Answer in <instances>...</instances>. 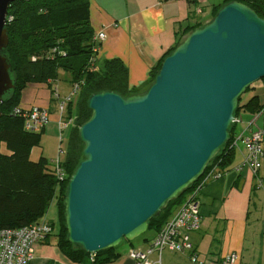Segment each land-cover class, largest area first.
I'll return each instance as SVG.
<instances>
[{"label": "water", "instance_id": "95a60500", "mask_svg": "<svg viewBox=\"0 0 264 264\" xmlns=\"http://www.w3.org/2000/svg\"><path fill=\"white\" fill-rule=\"evenodd\" d=\"M13 1L0 0V103L14 88L4 54ZM263 77L264 18L232 0L183 36L146 89L91 94L65 187L67 240L94 254L143 234L204 174L229 140L239 97Z\"/></svg>", "mask_w": 264, "mask_h": 264}, {"label": "trees", "instance_id": "16d2710c", "mask_svg": "<svg viewBox=\"0 0 264 264\" xmlns=\"http://www.w3.org/2000/svg\"><path fill=\"white\" fill-rule=\"evenodd\" d=\"M229 1L232 0H223L222 5ZM236 1L248 5L259 17L264 18V0ZM220 6L213 7V16ZM6 21L9 41L4 54L11 65L14 88L0 103V143H4L7 150L0 151V228L19 227L43 217L49 201L55 196L59 214L56 236L60 252L75 263L89 260L110 262L120 256L117 247L89 254L67 240L64 222L65 187L82 158L83 144L78 135V127L90 116L91 110L87 106L89 96L105 90L127 96L144 89L128 87V73L120 59H106L101 64L98 62L94 30L90 24L89 0H14L9 5ZM202 24L199 20L184 27L176 43L150 68L148 83L153 80L163 57L190 30ZM59 69L70 74L71 83L80 82L76 98L67 106V117L73 124L68 131L66 154L62 161V168L66 173V178L62 181L55 176L46 158H30L31 147L38 144L42 130H25L24 118L13 113V109L19 104L21 90L27 83L48 84L57 79ZM260 80L264 82V77ZM252 88L253 84L245 92ZM242 95L239 97L235 117L240 111L257 113L263 107L257 94L246 100L242 99ZM236 133V122H233L229 140L209 166L217 164L225 167L232 162L235 150L230 144ZM197 181L150 219L146 231L156 233Z\"/></svg>", "mask_w": 264, "mask_h": 264}, {"label": "crops", "instance_id": "0c3cea01", "mask_svg": "<svg viewBox=\"0 0 264 264\" xmlns=\"http://www.w3.org/2000/svg\"><path fill=\"white\" fill-rule=\"evenodd\" d=\"M222 1L196 0L202 13L195 16L193 6L187 0H89L90 24L94 35L100 30L106 35L100 41L96 54L98 62L101 64L106 59H120L128 73V87L143 89L150 68L176 43L184 27L210 16L213 7ZM70 79L69 74L66 77L69 87L62 91L64 94L70 90ZM55 81L48 84L28 83L19 99L18 106L21 108H49L50 121L42 129L43 132L48 125H52L51 129L55 126L58 132L57 114L51 100L52 89L59 91L60 84ZM66 82L62 84L63 88L67 86ZM252 93L251 96L257 94L259 102L264 104V93L259 95L254 90ZM236 119L237 134L248 135L253 128L263 124L264 115L240 111ZM262 148V166L258 171L263 181L262 187H255V177L250 170L234 169L244 152L240 142L232 162L226 166V172L202 187L199 197L201 226L191 233V241L200 259L236 253L234 264H264V143ZM154 235L155 232H152L149 237L143 238L137 247L145 248ZM128 248L123 252L117 249L120 256L110 262L89 260L75 263L60 252L57 236L50 234L36 246L29 264H135L127 256ZM156 257V254L151 256L152 259ZM160 260L161 264H192L187 253L167 249L161 252Z\"/></svg>", "mask_w": 264, "mask_h": 264}, {"label": "built area", "instance_id": "2783aa9c", "mask_svg": "<svg viewBox=\"0 0 264 264\" xmlns=\"http://www.w3.org/2000/svg\"><path fill=\"white\" fill-rule=\"evenodd\" d=\"M192 4V12L200 16L202 9L195 3L196 0H187ZM103 30L94 35L96 41L95 53H97L100 41L105 39ZM94 58V57H93ZM80 88V82L71 83L68 93L61 95L54 88L51 91V99L54 101L55 113L57 114L58 146L56 155L51 159L50 166L58 180L66 178L62 168L63 154L65 153V131L67 132L72 120L67 117V106L74 101ZM13 113L24 118V129L27 131H41L50 121L51 112L47 107L31 106L21 108L17 106ZM264 115L263 107L255 113ZM237 119H235V122ZM244 147L241 161L234 166L236 171L246 168L255 177V187H262L263 181L258 171L262 166L264 143V122L261 126L253 128L248 135L235 134L230 147L238 150V143ZM227 170V167H220L217 164L209 166L205 173L199 178L193 188L185 194L184 199L174 209L172 214L165 221L163 226L155 233L145 248L131 247L127 256L135 264H161L160 254L167 249L178 253H187L192 264H234L237 260L236 253H229L219 258L200 259L191 241V233L200 229V191L210 180L220 178ZM53 232L52 222L44 216L36 221L19 227L0 228V264H29L34 257L35 248L38 244ZM157 257L152 259L151 256Z\"/></svg>", "mask_w": 264, "mask_h": 264}, {"label": "rangeland", "instance_id": "374dc122", "mask_svg": "<svg viewBox=\"0 0 264 264\" xmlns=\"http://www.w3.org/2000/svg\"><path fill=\"white\" fill-rule=\"evenodd\" d=\"M222 3H223V1L217 5L220 6V5H222ZM217 5H215V6H217ZM214 10H213V13L211 12L210 16L201 19L202 23H205L207 20L212 18L213 14H214ZM68 75H69L68 72L64 71L63 69H59L57 71V79L55 82H56V84H58V83L60 84L59 91H60L61 95H64V92H62V91H65L66 90L65 88L69 87V85H68L69 83L66 82V77H68ZM65 82L67 83V86H65L63 88L62 84H64ZM30 83H35V82H30ZM148 85H149V83L147 82L146 85L143 86V89H146ZM253 90L259 92V95H262L264 93V82H263V80H258L256 82H254L252 90L245 92L242 95V99L246 100L249 96H251V94H253L252 93ZM21 93H22V90H21ZM261 97L262 96H260V98ZM50 126H52V125L47 126V129L45 132L41 131V135H40L38 144L31 147L30 158L32 160H37L39 158V156H42V157L46 158L48 163H50L51 159H53L55 157L56 151H57V146H58V139H57L58 132L54 128L55 126L52 129L50 128ZM68 131L67 132L65 131V133H64L65 134L64 135L65 136V142L63 145L64 147H66ZM0 151L1 152H7L6 146L4 143H0ZM65 154L66 153L63 154V159L65 158ZM44 217L48 221L53 223V232L51 234L53 237H56V233L59 229V214H58L57 198L55 196L49 201V205H48V208H47V211H46ZM152 232H153L152 230L145 231L143 234L132 239L131 243H128V241H123L120 245L117 246V249L120 250L121 252H123L130 245H134L135 247H137L138 244L143 242V238L149 237L152 234ZM130 248L131 247H129L128 250Z\"/></svg>", "mask_w": 264, "mask_h": 264}]
</instances>
